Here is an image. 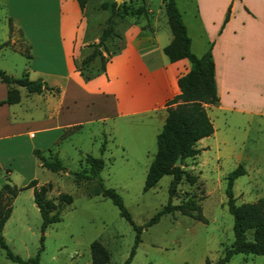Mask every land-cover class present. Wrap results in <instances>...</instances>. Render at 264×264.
Segmentation results:
<instances>
[{
	"label": "rangeland",
	"instance_id": "obj_1",
	"mask_svg": "<svg viewBox=\"0 0 264 264\" xmlns=\"http://www.w3.org/2000/svg\"><path fill=\"white\" fill-rule=\"evenodd\" d=\"M113 1L86 0L85 15L98 22L96 32L100 33L106 24ZM124 1L120 0V4ZM176 1L181 12L195 6V0ZM140 5L145 10L134 13ZM130 6L128 19L145 22L149 15H155L159 28L170 30L162 0H132ZM5 14V6L0 3V43L7 42L0 48V69L14 76H20L26 69L31 72V78L41 76L49 83L60 86L62 92L59 96L58 93L54 96L53 92L54 97H51V92L46 90L45 95L50 96V101L43 102L39 93L28 92L22 87L21 102L15 108L10 110L8 105L0 104V186L8 182V177L17 186H23L29 181V175L35 173L34 177L41 182H52L49 195L56 203L61 192L72 196V201L65 203L61 209L60 220L42 229V217L30 188L20 190L15 197H10L5 189L3 202L11 205L12 211L1 232L11 250L28 258L43 245L39 253L40 264H92L90 243L98 239L110 253L106 264H125L135 241V228L120 214L111 198L100 193L96 180H82L76 184L73 179L74 170L82 171L88 167L85 154L89 152L99 156L103 143L102 152L108 146L112 157H116L113 163L106 159L100 171L104 185L114 187L120 193L135 223L143 226L129 264H202L207 257L216 260L221 256L234 239L233 215L227 206L224 177L237 166L234 157L230 162L227 158L217 159L214 148L203 151L197 157L195 170L189 171L197 175V180L190 183L184 176L177 184L172 202L179 203L189 196L194 197L201 206L203 219L175 210L147 225V220L167 202L172 177L166 173L154 186L144 189L147 166L156 151V136L151 138L152 156L145 153L142 158L137 147H146L150 143L152 126L137 125L130 132L123 130L122 133L111 128L113 119H107L105 123L99 121L98 114L88 105L87 94L79 92L72 82L69 83L62 52L36 51L24 46L20 36L7 28ZM115 26L117 30L121 27L118 19ZM91 42L89 47L85 45L81 48L80 54L92 50ZM106 45L107 49L100 46L105 56L120 46L119 37L107 38ZM29 54L30 57L27 56ZM46 56H49L48 61ZM100 66L97 57L83 67L86 73H94ZM37 67H43L46 72H39ZM4 86L0 80V95ZM59 100L62 106L56 108ZM48 108L55 113L52 117L43 115ZM78 120L82 124L73 130L70 125L63 128L56 126ZM44 123L53 126L49 130H39ZM232 128L237 139L244 134L243 127ZM31 129L33 132L37 129L34 136L27 133ZM64 130L65 135L62 136ZM106 130L110 133L107 144ZM246 134L243 150H250L252 157L246 160V164L239 162L247 168V172L234 181L233 192L237 203L264 196V117H253ZM120 141L127 143L129 161L125 159ZM33 143H36L33 147L42 149L47 157L58 156L65 169L53 171L40 163H33L30 156ZM247 237H252V229L247 231ZM0 264L23 263L10 259L0 246ZM225 264H264V254L236 252Z\"/></svg>",
	"mask_w": 264,
	"mask_h": 264
},
{
	"label": "crops",
	"instance_id": "obj_2",
	"mask_svg": "<svg viewBox=\"0 0 264 264\" xmlns=\"http://www.w3.org/2000/svg\"><path fill=\"white\" fill-rule=\"evenodd\" d=\"M125 1L129 3L132 0ZM0 3L5 6L7 28L10 31L11 25V31L20 36L24 46L36 51L62 52L69 83L72 82L79 92L87 94L88 105L98 114L99 121L105 123L107 119H113L111 128L122 133L123 130L130 132L137 125L152 126L150 143L146 147H137L142 158L145 153L152 156L151 138L157 135L165 121L167 101L180 91L178 77L190 68L186 57L170 60L163 50L173 37L171 29H160L155 15H149L145 22L122 18V48L107 60L104 72L85 80L76 69L75 62L82 57L81 48L90 41H97L99 34L95 30L98 22L85 15L86 2L83 8L78 0H0ZM230 4L229 19L222 25ZM149 10L152 11L151 8ZM182 14L193 51L201 55L211 49L219 94L216 104L206 105L214 131L197 141L196 146L200 150L185 159L188 164L184 168L188 172L194 171L197 157L211 148L215 149L217 159L227 158L232 162L233 156L234 164H246V160L252 157L250 150H243L246 129L253 117H264V0H195L193 9H185ZM37 68L39 72H46L43 67ZM17 87L21 94L22 87H25ZM6 90L5 84L0 100L6 96ZM50 92L52 97L54 93ZM39 94L43 102L50 101V96L45 95L46 90ZM20 102L21 97L18 102L0 104L8 105L11 110ZM61 106L62 101L59 100L55 107ZM47 111L44 116L55 114L49 108ZM75 124L82 123L78 120L56 126L63 128L70 125L72 128ZM52 126L51 123H44L39 130H49ZM235 126L244 129L239 139L236 138V131L232 130ZM32 130L27 131L30 136L37 131ZM109 139L110 133L106 130V144ZM35 145L33 143L31 148ZM119 145L129 161L127 143L120 141ZM32 149L30 156L33 163L42 165ZM102 151L100 155L104 164L106 159L111 163L116 161L108 146ZM34 176L35 173L30 174L27 180L36 178ZM37 181L38 185L52 184L51 181ZM27 188L33 193L32 187Z\"/></svg>",
	"mask_w": 264,
	"mask_h": 264
},
{
	"label": "trees",
	"instance_id": "obj_3",
	"mask_svg": "<svg viewBox=\"0 0 264 264\" xmlns=\"http://www.w3.org/2000/svg\"><path fill=\"white\" fill-rule=\"evenodd\" d=\"M78 1L83 8L86 0ZM162 1L173 34L172 39L163 47V50L170 60L186 57L190 62V68L178 77L180 91L167 101L165 121L156 135V151L147 168L144 189L147 190L154 186L160 177L166 173H170L172 177L168 186L169 196L167 202L147 220V225L158 221L163 214L173 213L175 210H179L184 214L193 215L199 220L203 219V215L200 212L201 206L194 197L189 196L186 200L173 203L172 196L177 184L184 176L190 183L197 180V175L188 172L183 168V165H185V159L187 157L194 156L199 152L200 148L196 146L197 141L203 136L210 135L214 131V125L207 112L206 105L216 104L219 101L211 49L209 48L201 55L195 53L192 49L191 37L188 33L186 22L177 5V1ZM130 3L124 1L121 4H117L115 0L110 4L111 13L103 29L98 34V40L91 42L93 46L92 50L82 54L80 63H77L78 60H76V69L85 80L104 72L107 60L122 48V33L120 28L117 30L115 20L118 19L120 23L122 18L128 17L131 9ZM103 7H105V3ZM144 10L145 7L140 5L137 6L134 13H140ZM230 11L231 4L228 6L222 25L229 19ZM10 29H12L11 25ZM115 35L119 37L120 46L116 50L108 52L107 56H105L100 46L107 49V38L110 37L113 39ZM89 43L86 44L87 47H89ZM4 44H7V42L0 43V48ZM27 56L30 57L29 55ZM97 57H99L101 62L100 68L94 73H86L84 67L89 65ZM0 80L5 82L7 86L6 96L0 100V103H15L20 100V91L17 85L24 86L28 92L40 93L49 90L54 93H59L61 90L60 86L50 85L40 76L31 78L26 69L20 76L11 75L5 70L0 69ZM80 125H73L72 130ZM64 135L65 131L62 136ZM103 148L104 144L102 143L101 150ZM32 151L41 160L43 166L53 171L65 169V165L58 156L53 155L51 158L47 157L43 153V150L38 147H34ZM85 160L88 164L86 169L73 171V179L76 184H80L82 180H96L100 193L103 196L111 198L113 203L117 205L120 214L136 230L135 241L130 255L125 260V264H129L135 252V247L140 241V233L143 226L135 223L120 193L114 187L104 185L103 179L100 176V171L104 166L103 157L101 155L95 156L87 152L85 154ZM244 173H246V168L242 163H239L225 175V193L227 196L228 210L233 215L234 239L229 246L225 247L223 254L216 260L207 257L202 264H225L236 252L264 254V196H260L255 200L237 203L233 192L234 180ZM37 183V179L32 178L26 185L17 186L15 183H11V179L8 177V182L0 186V246L5 249L6 255L10 259L23 264H40L39 253L43 245L40 246L34 256L28 258H23L11 250L1 232L5 221L12 211V206L3 202L4 190H8L7 192L10 197H15L20 190L27 187L33 188V199L42 217V229H45L51 222L60 220L61 209L65 203L67 204L72 201L71 194L61 192L58 194L59 202L56 203L54 199L48 196L51 183L41 185ZM249 229H252L251 238L247 237V231ZM43 237L44 235L41 236V240H43ZM90 257L92 264H106L110 259V253L100 240L94 239L90 243Z\"/></svg>",
	"mask_w": 264,
	"mask_h": 264
},
{
	"label": "water",
	"instance_id": "obj_4",
	"mask_svg": "<svg viewBox=\"0 0 264 264\" xmlns=\"http://www.w3.org/2000/svg\"><path fill=\"white\" fill-rule=\"evenodd\" d=\"M117 1V4H119L120 3V0H116Z\"/></svg>",
	"mask_w": 264,
	"mask_h": 264
}]
</instances>
